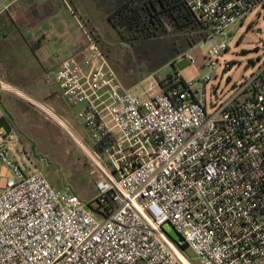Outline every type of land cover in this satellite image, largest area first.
<instances>
[{"label":"built area","instance_id":"built-area-1","mask_svg":"<svg viewBox=\"0 0 264 264\" xmlns=\"http://www.w3.org/2000/svg\"><path fill=\"white\" fill-rule=\"evenodd\" d=\"M184 1L207 37L194 46L202 59L182 58L207 68L203 78L174 74L166 90L141 96L88 35L54 71L52 85L79 107L95 155L86 151L110 184L99 212L41 171L25 172L0 143V170L12 174L0 178V264H264V63L213 112L207 99L232 30L264 0ZM1 90L18 92L0 79Z\"/></svg>","mask_w":264,"mask_h":264},{"label":"rangeland","instance_id":"rangeland-1","mask_svg":"<svg viewBox=\"0 0 264 264\" xmlns=\"http://www.w3.org/2000/svg\"><path fill=\"white\" fill-rule=\"evenodd\" d=\"M121 1L21 0L0 19V79L21 93L0 91V119L6 117L12 127L6 138L4 130H0V143L9 144L13 161L25 172L41 171L55 189L73 192L94 207L100 191L107 190L110 184L98 174L87 152L95 155L89 132L76 117L79 107H69L52 85L58 65L74 56L77 48H85L88 35L123 85L141 96L160 91L159 82L169 75L178 74L190 83L209 72L182 58L187 52L199 59L204 56L199 47L185 48V36H159L137 42L122 38L108 21L109 12ZM29 8L34 16L38 15L36 19L28 16ZM227 44L228 50L217 58V70L211 73L212 81L207 86L210 112L235 96L263 65L264 6L252 11L232 30ZM225 64L231 68L226 69ZM245 97L241 95L239 101ZM105 160L103 155L100 161L104 164ZM110 168L113 171L114 167ZM0 178L4 185L12 178L11 171L2 167ZM193 264L202 263L193 257Z\"/></svg>","mask_w":264,"mask_h":264},{"label":"trees","instance_id":"trees-1","mask_svg":"<svg viewBox=\"0 0 264 264\" xmlns=\"http://www.w3.org/2000/svg\"><path fill=\"white\" fill-rule=\"evenodd\" d=\"M108 21L122 38H127L126 41L128 38L137 42L159 36H185V48H192L207 37L204 27L184 0H122L109 12ZM127 34L130 36L126 37ZM172 79L173 75H169L165 81H160L159 85L166 90L168 82ZM89 207L99 212L100 208H94L92 204H89ZM181 250L192 259L186 246Z\"/></svg>","mask_w":264,"mask_h":264},{"label":"crops","instance_id":"crops-1","mask_svg":"<svg viewBox=\"0 0 264 264\" xmlns=\"http://www.w3.org/2000/svg\"><path fill=\"white\" fill-rule=\"evenodd\" d=\"M20 1L21 0H0V19H4L6 16H8L9 11L11 10V8H13ZM45 1H52V0H45ZM32 10L36 13V9H32ZM26 12H29L28 13V16H30L31 18L36 19L37 16H38V15L37 16L36 15L34 16V14L31 13L30 8H29V10H26ZM21 16L23 17L24 15H21ZM12 23H15V22L12 21ZM90 23L93 25V27H96V24L94 25L93 22H92V20H90ZM96 30H98L97 27H96ZM92 34L95 36V30H93ZM83 50H84V48H77V50L74 52V55L79 54Z\"/></svg>","mask_w":264,"mask_h":264},{"label":"water","instance_id":"water-1","mask_svg":"<svg viewBox=\"0 0 264 264\" xmlns=\"http://www.w3.org/2000/svg\"><path fill=\"white\" fill-rule=\"evenodd\" d=\"M0 130H4V138H6L12 132V127L6 117H2L0 119ZM164 229L172 239L175 240L179 237L178 234L173 230V228L169 224H165Z\"/></svg>","mask_w":264,"mask_h":264},{"label":"bare ground","instance_id":"bare-ground-1","mask_svg":"<svg viewBox=\"0 0 264 264\" xmlns=\"http://www.w3.org/2000/svg\"><path fill=\"white\" fill-rule=\"evenodd\" d=\"M20 93V92H19ZM23 94V93H22ZM20 95H21V93H20ZM33 102V101H32ZM43 107V106H42ZM52 115V117L56 120V121H58L64 128H66V126H65V124L63 123V122H61L54 114H51ZM73 134V133H72ZM77 138V137H76Z\"/></svg>","mask_w":264,"mask_h":264}]
</instances>
